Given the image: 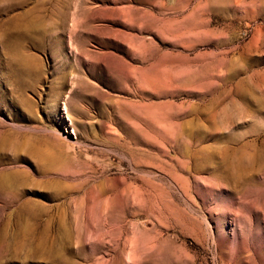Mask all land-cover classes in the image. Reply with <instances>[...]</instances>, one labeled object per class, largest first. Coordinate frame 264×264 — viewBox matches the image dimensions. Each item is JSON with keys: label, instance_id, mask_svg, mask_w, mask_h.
Returning <instances> with one entry per match:
<instances>
[{"label": "rangeland", "instance_id": "obj_1", "mask_svg": "<svg viewBox=\"0 0 264 264\" xmlns=\"http://www.w3.org/2000/svg\"><path fill=\"white\" fill-rule=\"evenodd\" d=\"M0 264H264V0H0Z\"/></svg>", "mask_w": 264, "mask_h": 264}]
</instances>
